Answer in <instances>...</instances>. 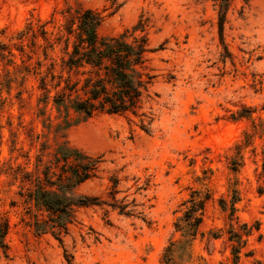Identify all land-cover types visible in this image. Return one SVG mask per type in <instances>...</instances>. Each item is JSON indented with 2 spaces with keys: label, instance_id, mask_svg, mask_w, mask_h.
<instances>
[{
  "label": "rangeland",
  "instance_id": "374dc122",
  "mask_svg": "<svg viewBox=\"0 0 264 264\" xmlns=\"http://www.w3.org/2000/svg\"><path fill=\"white\" fill-rule=\"evenodd\" d=\"M79 3L104 16L101 37L146 22L157 76L143 110L150 132L140 117L109 114L65 129L54 91L40 88L44 52L60 63L64 46L51 51L41 32L53 43L78 3L0 0V218L9 223L0 264H162L194 190L211 199L185 264H233L228 232L240 224L253 231L238 264H264V0H234L223 40L215 0ZM64 142L102 158L78 188L102 204L78 209L59 241L35 232L31 192Z\"/></svg>",
  "mask_w": 264,
  "mask_h": 264
},
{
  "label": "trees",
  "instance_id": "16d2710c",
  "mask_svg": "<svg viewBox=\"0 0 264 264\" xmlns=\"http://www.w3.org/2000/svg\"><path fill=\"white\" fill-rule=\"evenodd\" d=\"M73 1L78 3V7L72 12L69 5L65 28L58 32L53 43H50L48 32H41L51 51L57 44L64 46L60 63L47 50L44 52L45 59L51 60L50 68L41 78L40 88L46 93L44 97H49L54 91L50 97L67 123L65 129L100 114L133 115L141 118V129L149 133L150 123L146 122L143 110L145 102L151 99V87L157 76L150 63V54L154 50L150 46L146 22L140 20L131 30L120 35L101 37L98 30L104 16L96 10L83 8L79 0ZM215 1L223 40L227 13L234 0ZM20 36H24V32ZM37 36L33 29L35 40ZM6 49L7 46L0 41V55ZM73 114L77 118L71 122ZM102 163L101 157L88 155L68 142L58 146L53 161L45 165L41 176L33 180L31 198L38 210L34 215L37 234L51 233L62 241V235L67 233L78 209L102 204L100 198L78 191L82 184L97 177ZM210 199L209 191L194 190L184 202L183 216L175 222L181 239L167 245L162 264H185L192 259V246L201 234L205 208ZM236 202L235 196L230 209L231 217L236 211ZM124 210L122 208L121 212ZM8 231L9 223L0 218V250L4 252L8 250ZM252 231L248 224H240L238 229L232 226L229 230V240L233 243V264L239 263L241 251L246 245L245 237L250 236Z\"/></svg>",
  "mask_w": 264,
  "mask_h": 264
}]
</instances>
